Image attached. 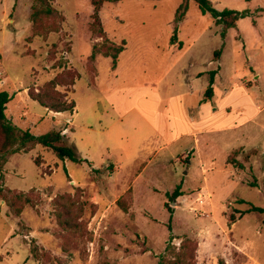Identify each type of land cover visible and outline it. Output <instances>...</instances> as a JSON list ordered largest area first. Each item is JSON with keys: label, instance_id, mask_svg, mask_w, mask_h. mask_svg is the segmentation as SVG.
Returning a JSON list of instances; mask_svg holds the SVG:
<instances>
[{"label": "rangeland", "instance_id": "obj_1", "mask_svg": "<svg viewBox=\"0 0 264 264\" xmlns=\"http://www.w3.org/2000/svg\"><path fill=\"white\" fill-rule=\"evenodd\" d=\"M183 1L107 3L100 35L92 0L36 24L35 0H0L8 119L83 159L0 157V264H264V213H247L264 210V0H210L249 12L225 37L193 0L177 22Z\"/></svg>", "mask_w": 264, "mask_h": 264}, {"label": "trees", "instance_id": "obj_2", "mask_svg": "<svg viewBox=\"0 0 264 264\" xmlns=\"http://www.w3.org/2000/svg\"><path fill=\"white\" fill-rule=\"evenodd\" d=\"M54 0H35L36 5L34 6V12L32 14V20L36 24L37 20L43 16L50 17L58 15L57 11L52 7L51 2ZM121 0H92L93 6V16L92 20L94 24L98 26V33L100 35L104 34L102 25L100 23L99 13L101 12L103 6L107 3H117ZM146 1H161V0H146ZM199 7L203 15H210L218 25L224 27V32L222 34L225 37L227 30L236 27L237 22L248 16L249 12H239L235 10H224L218 11L214 8L210 0H193ZM188 11V0H184L181 6L177 10L176 21L180 22L183 16ZM177 38V29L171 40L174 45ZM123 47H112L105 53L106 57H111L113 59V68L117 67L118 56L124 51ZM216 57L220 55V51L215 53ZM94 57V55H93ZM216 71L210 73L209 87L205 93V100H210L214 96V84H215ZM72 85H75L73 82ZM30 98L39 103L43 108H46L55 113H66L73 112L75 109V104L68 103L66 101H59L53 103H47L44 101L42 94L30 93ZM12 100L8 92H0V157L1 162L6 163L7 157L25 152L28 153L35 146H41L43 148L51 149L59 158H68L71 162L82 163L83 159L78 157L76 150L73 147L66 146L64 144V135L60 131H51L47 134L41 136L33 135L29 130L23 131L12 124L6 115L7 105ZM239 168H243V165L235 163ZM181 186H178L174 198L181 196ZM264 213V210L257 207H251L247 212ZM162 264V263H160ZM218 264H226L224 260H219Z\"/></svg>", "mask_w": 264, "mask_h": 264}]
</instances>
